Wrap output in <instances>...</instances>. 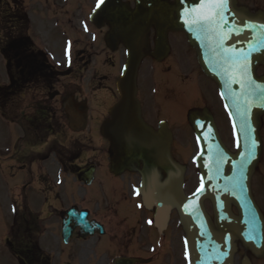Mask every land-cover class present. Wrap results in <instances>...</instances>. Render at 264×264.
Masks as SVG:
<instances>
[{"label": "flooded vegetation", "instance_id": "af4514ba", "mask_svg": "<svg viewBox=\"0 0 264 264\" xmlns=\"http://www.w3.org/2000/svg\"><path fill=\"white\" fill-rule=\"evenodd\" d=\"M50 1L55 23L84 34L73 41L68 58L58 57L62 69L25 36L15 43L4 38L0 48V264H113L121 257L138 258L134 264H183L175 212L159 231L153 224L155 208L144 205L138 194L139 174L109 172L108 143L98 126L108 99H116L114 89L105 85L115 76L97 64L114 69L116 52L103 41L107 25L96 27L88 20L95 0ZM154 39L152 28L137 74L141 115L150 126L164 123L171 131V153L186 167L187 187L199 180L194 163L198 142L188 111L206 108L221 141L233 151L228 119L185 35L167 32L168 50L158 60L152 54ZM14 44L17 49L8 50ZM87 88L93 94L104 89L106 95L94 96L89 106ZM71 95L78 110L86 109L82 138L66 131L61 102ZM218 110L227 127L216 119ZM260 136L264 145L262 124ZM262 161L251 177L253 194L264 189L258 173Z\"/></svg>", "mask_w": 264, "mask_h": 264}, {"label": "water", "instance_id": "95a60500", "mask_svg": "<svg viewBox=\"0 0 264 264\" xmlns=\"http://www.w3.org/2000/svg\"><path fill=\"white\" fill-rule=\"evenodd\" d=\"M212 11L219 15L204 19ZM90 19L109 25L105 37L109 46L120 40L126 49L116 81L119 99L100 126L112 152L110 170L140 174L139 192L145 205L155 206L156 226L163 225L171 209L177 211L187 264H233L237 240L254 257H264V221L249 187L261 154L258 128L264 113V77L257 76L255 68L264 63V12L251 13L236 6V0H225L222 7L202 0H134L133 10L120 0H104ZM151 26L157 31L158 48L167 30L186 34L202 72L219 89L236 139L237 150L232 154L221 144L209 114L189 113L201 147L202 185L188 197L182 191L184 167L170 154L169 131L147 126L135 98L136 71ZM205 199L212 205V221L203 207ZM133 262L121 258L114 264ZM241 264L250 262L243 257Z\"/></svg>", "mask_w": 264, "mask_h": 264}, {"label": "rangeland", "instance_id": "374dc122", "mask_svg": "<svg viewBox=\"0 0 264 264\" xmlns=\"http://www.w3.org/2000/svg\"><path fill=\"white\" fill-rule=\"evenodd\" d=\"M25 4H28V7L31 11H36V10H39L40 11V8L41 7H44L45 10H43L42 14L51 19V20H55L56 17L53 15V13L50 11V6H51V1L50 0H24ZM239 3L241 4H244L246 6H248V8H250L251 10H256L259 9V10H264V0H238ZM39 14H36L35 17L33 15H31L32 19H33V22L35 21L36 23L33 24V30H36V34H39L41 35V38H43L44 40H46V37L48 38V41L47 43H51L52 41L56 40L57 42H61V44L63 46H60V45H56V46H51V48H48V49H53V55H57L58 57H61V53H65L66 51V54L67 55H71L72 51L74 50L75 48V45L73 44V41L74 40H80L82 38H84V34L82 31H76V30H71V29H66V30H59L58 32V29H55L53 31H50L48 30L47 26L50 25L46 22H42V21H39V23L37 22L39 19L36 18ZM45 17H43L41 15V18L45 20ZM39 30V31H38ZM44 32L42 34V31ZM62 31L64 32V35H61ZM47 34H50V36H48ZM60 47V48H58ZM119 56L121 57V53L119 52ZM97 67L98 68H101V69H104L102 63H98L97 64ZM264 70V67L262 68ZM109 73L111 75H117L118 72H119V66L117 64V61H116V65H115V68L114 69H111V70H108ZM111 85V82L107 83V85ZM91 95H89V100H91ZM216 116V119L218 121L221 122V124L223 126H226L227 127V120L225 118H223L221 115H220V111L218 110L217 113L215 114ZM263 133H264V118H263ZM258 173H261L262 177L264 178V159L261 163V166L259 168V172ZM263 173V174H262ZM195 182L193 181L190 186L188 187V189H186V192L187 193H190L191 192V189L192 187L194 186ZM263 189V188H262ZM256 198L258 200V202L260 203L261 207H263L264 209V192L263 191H256ZM205 206L207 208V210H210V206L208 205V203H205ZM174 221H176V219H174ZM241 252V250H238V252ZM260 264H264V261L261 262Z\"/></svg>", "mask_w": 264, "mask_h": 264}, {"label": "snow or ice", "instance_id": "6c2138e0", "mask_svg": "<svg viewBox=\"0 0 264 264\" xmlns=\"http://www.w3.org/2000/svg\"><path fill=\"white\" fill-rule=\"evenodd\" d=\"M102 2H103V0H100V3H102ZM202 2L211 4V5H219L220 7H222L225 0H202ZM100 3L97 4V7L100 6ZM215 15H219V12L218 11H212L211 14L208 16H205L204 19L210 21V20L214 19Z\"/></svg>", "mask_w": 264, "mask_h": 264}]
</instances>
